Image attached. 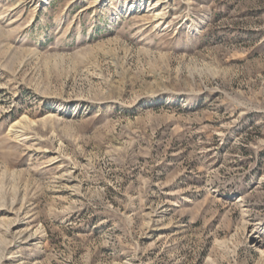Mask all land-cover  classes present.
Wrapping results in <instances>:
<instances>
[{
    "label": "rangeland",
    "instance_id": "374dc122",
    "mask_svg": "<svg viewBox=\"0 0 264 264\" xmlns=\"http://www.w3.org/2000/svg\"><path fill=\"white\" fill-rule=\"evenodd\" d=\"M264 0H0V264H264Z\"/></svg>",
    "mask_w": 264,
    "mask_h": 264
},
{
    "label": "bare ground",
    "instance_id": "6f19581e",
    "mask_svg": "<svg viewBox=\"0 0 264 264\" xmlns=\"http://www.w3.org/2000/svg\"><path fill=\"white\" fill-rule=\"evenodd\" d=\"M262 252H264V251H263V249L260 251V256H262V255H263V254H262Z\"/></svg>",
    "mask_w": 264,
    "mask_h": 264
}]
</instances>
